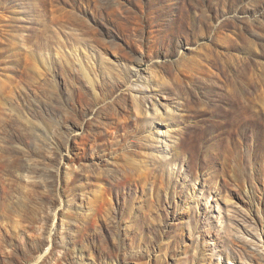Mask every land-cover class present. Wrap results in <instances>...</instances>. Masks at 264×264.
Wrapping results in <instances>:
<instances>
[{"label":"rangeland","instance_id":"374dc122","mask_svg":"<svg viewBox=\"0 0 264 264\" xmlns=\"http://www.w3.org/2000/svg\"><path fill=\"white\" fill-rule=\"evenodd\" d=\"M55 215L58 264H264V0H0V264Z\"/></svg>","mask_w":264,"mask_h":264},{"label":"bare ground","instance_id":"6f19581e","mask_svg":"<svg viewBox=\"0 0 264 264\" xmlns=\"http://www.w3.org/2000/svg\"><path fill=\"white\" fill-rule=\"evenodd\" d=\"M57 217L58 216L55 215L53 228H51L49 230H45L46 228H44V227L40 228V235H41L40 238L42 239V246L40 247V245H39L40 248L37 247V248H39L38 255H36V257L33 260H31L27 263L24 262L25 264H58V262H57L58 257H60V253L65 249V247H66L65 243L66 242L62 240L63 237L61 238L62 245L59 242V239L62 236V233L57 235V233H58L57 227L60 224V222H57L58 221ZM4 229L6 232H9L7 225L4 226ZM70 243L72 245H75L74 241H71ZM139 247H140V245H139ZM120 250L122 251V249H117V251H120ZM83 252L81 253V251L78 249V247L74 246V252H73L72 256H73L74 260L76 259L77 264H96V263H88L87 261H83V257H84ZM66 256H67V253H66V251H64L63 257H66ZM141 256H143L142 253H139V254L132 253L131 255H128V256H121V254H120V255L112 257V258H111V256L109 258H105L103 260V262H101L99 264H133V262H135V261H136L135 264H140L139 261H140ZM174 264H178L177 260L175 261Z\"/></svg>","mask_w":264,"mask_h":264}]
</instances>
